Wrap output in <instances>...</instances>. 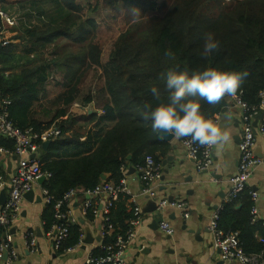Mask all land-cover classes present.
Instances as JSON below:
<instances>
[{"label":"trees","instance_id":"trees-1","mask_svg":"<svg viewBox=\"0 0 264 264\" xmlns=\"http://www.w3.org/2000/svg\"><path fill=\"white\" fill-rule=\"evenodd\" d=\"M95 2H103L123 25L107 54L97 42L96 23L83 20L84 7L79 0H0L1 6L27 4L31 9L27 14L49 19L24 29L18 35L20 46L0 42V91L10 100L8 110L14 125L39 133L53 125L61 130L47 150L42 145L40 148L41 168L52 175L43 184L53 198L42 213L45 235L56 223L54 204L71 189L79 194L93 193L103 183V174L109 176L106 183L117 185L123 178V169L143 168L147 156L159 164V155L166 157L169 153L170 143L159 138L152 131L151 120L143 117L145 103L154 109L169 102L161 73L171 69L186 70L191 75L207 68L246 72L238 93L243 92V101L249 106H258L264 91V0ZM45 3L55 5L54 15L42 10ZM208 32L214 34L220 47L202 58L203 38ZM168 52L171 56L166 55ZM93 72H100L101 85L96 94L85 93L87 79ZM50 82L63 90L56 101L60 106L51 114L38 105ZM153 86L161 93L158 100L151 93ZM94 97L103 111L101 115L89 114L87 110L82 116L71 112L76 101L82 103L79 105L84 110ZM228 97L216 105L198 96L190 99L199 100L201 111L214 118L225 111ZM41 110L49 121L40 117ZM185 139L188 138H178ZM0 149L13 152L15 144L0 136ZM251 191L245 190L226 203L219 210L218 221L219 229L225 233H238L248 255L264 251L259 240L264 234L262 221L251 223L255 204ZM130 206L129 197L121 195L110 207L108 217L115 230L111 237H103L102 247L93 250L94 257L104 255L103 246L131 229L134 214ZM97 209L90 205L84 214L85 221L95 220ZM68 229V237L57 254L82 242L79 222ZM5 236L6 230L0 226V246Z\"/></svg>","mask_w":264,"mask_h":264},{"label":"crops","instance_id":"crops-1","mask_svg":"<svg viewBox=\"0 0 264 264\" xmlns=\"http://www.w3.org/2000/svg\"><path fill=\"white\" fill-rule=\"evenodd\" d=\"M0 9L14 17L16 21L15 26L4 27V33L0 40L3 44L11 43L20 46L21 39H18V35L24 29L49 20L44 16L37 19L34 16L35 13L27 14L31 10L27 4L10 3L5 6L0 5ZM20 51L23 52V48ZM48 84V92L46 89L47 94L42 97L38 105H43L47 109L46 112L51 114L55 112L57 106H60L56 101L63 90L58 86L60 89L56 93L50 94L52 83ZM91 92L96 94V89H92ZM74 104L82 105L80 101H76ZM76 108L71 109V112L78 116L84 115L85 110L89 114L97 112L98 115H101L103 113L95 97L86 109L83 110L82 106ZM226 114L231 116L230 120L224 119ZM44 116L45 112L41 110L40 117ZM63 118L65 120L67 117ZM44 120L49 121V118L44 117ZM218 120L222 126L231 130L232 135L223 149L213 147V165L208 171H198L194 161L189 159L186 148L176 137L172 142H168L171 149L166 157L159 155L160 163H156L160 166L161 177L159 180L148 184L141 177V168L134 169L129 166L123 169L122 179L126 181L128 187L127 196L130 207H138L142 211L141 224L134 227L136 237L125 254L128 264H226L221 260L219 251L214 248L209 225L213 214L229 202L227 196L230 182L236 175L239 165L242 112L232 102L231 97H228V106L223 113L218 115ZM80 121L84 122L83 119ZM90 128L92 125L88 130ZM255 144L254 153L261 163L254 170L249 180V187L255 188V192L259 195L257 202L259 218L264 221V137L257 134ZM37 157H41V152L37 154ZM17 167L18 158L16 156L0 151V175L10 178L15 174ZM131 169L136 171L132 172ZM43 184L38 183L33 190L36 198H41L40 201H29L24 198L21 213L11 226L10 235L17 253V258L12 264H85L88 258L94 254L93 250L102 247L105 236L104 215L109 196L104 193H78L71 199L69 208L72 215L79 223L84 222L82 240L85 237L86 227L95 241L87 246L81 242L72 251L57 254L54 249V236L45 235L43 230L42 213L47 206L41 193ZM6 192L8 194L9 189H6ZM171 197L174 198V202H183L187 205L189 214L187 218L183 211L172 206L148 213L149 202L155 200L160 206L164 200L168 202ZM87 203L98 208L95 211L96 218L91 222L85 221L84 218ZM2 206L0 205V209ZM160 218L171 226L172 235H168L160 229L162 223L159 222ZM28 232L36 235L35 249L27 248L26 234ZM97 238H100V241H97ZM0 264H6V262L1 260Z\"/></svg>","mask_w":264,"mask_h":264},{"label":"built area","instance_id":"built-area-1","mask_svg":"<svg viewBox=\"0 0 264 264\" xmlns=\"http://www.w3.org/2000/svg\"><path fill=\"white\" fill-rule=\"evenodd\" d=\"M15 25V18L0 9V40L4 33V27H13ZM242 96L243 92L241 91L236 97H231L232 102L238 106L242 112V136L239 143V165L236 175L230 182V189L227 196L228 201L236 199L245 190L251 189L249 187V180L254 170L261 163V160L256 158L254 150L256 135L260 134L264 137V91L260 93V104L258 106L247 105L243 101ZM10 104V100L3 97L0 91V136L12 140L15 144L13 152L4 149H0V151L18 158V167L12 177L5 178L0 175V194L6 191V189H9L7 200L0 209V226L4 227L6 230L5 240L0 246V262L2 260V253L8 251L9 256L7 261H5L6 264H12L17 258L10 231L13 222L21 213V206L25 194L33 191L40 179L44 178L45 181H47L52 177L49 172H44L42 170L40 159L37 157V154L40 152L41 145L44 142L54 140L61 134V130L56 125L40 133L34 131L32 128L21 130L14 125L10 118L8 110ZM74 106L78 108L80 105L75 104ZM260 115L262 117L258 121V126L255 128L254 122ZM213 119H218V115ZM181 142L187 150L189 159L193 160L196 164L198 171H208L211 168L213 165V147L205 148L197 143H191L190 138ZM140 173L142 179L148 184L159 180L161 177L160 166L156 164L152 156L146 157L145 165L140 169ZM41 193L44 196L46 204H50L53 198L50 196L49 192L42 187ZM93 193H104L109 196L105 209L103 228L105 235L111 237L115 228L108 217L109 209L121 195H128L129 191L126 181L122 179L117 185L103 181ZM77 194V190L71 189L64 195L62 200L54 204L53 209L56 223L48 234L54 236V249L56 251L60 250L64 240L68 237L69 226L78 223V220L72 215L69 208L71 199ZM251 195L255 203L251 212V223L256 224L262 221V226L264 227V221L259 218V210L257 207L259 195L255 191H251ZM166 206H172L183 211L186 218L189 216L188 207L183 202L169 203V201L167 202V200H164L159 207L165 208ZM89 207L90 203H87L85 211ZM64 208L66 210H64ZM133 214L134 219L130 221L131 229L128 230L126 235H117L113 242L103 246L104 255L100 257H94L92 255L85 264H128L125 260V254L136 237L134 227L139 226L142 220V211L140 208H133ZM218 221L219 210L211 217L209 230L212 233L214 248L219 251L220 258L224 263L264 264V251L259 254H246L241 246L238 233H225L219 229ZM160 229L168 235L173 234V229L166 222L160 224ZM26 238L27 248L35 249L37 245L35 233L28 232ZM259 240L264 244V234ZM73 249L74 248L68 249L65 252H70Z\"/></svg>","mask_w":264,"mask_h":264},{"label":"clouds","instance_id":"clouds-1","mask_svg":"<svg viewBox=\"0 0 264 264\" xmlns=\"http://www.w3.org/2000/svg\"><path fill=\"white\" fill-rule=\"evenodd\" d=\"M220 47V42L211 32L203 38L202 58H207ZM166 55L171 56L168 52ZM247 73L236 71H221L207 68L203 71L168 70L161 73L160 78L166 81L165 91L168 93L167 103H160L154 109L150 104H144L143 117L151 120L152 131L162 138L169 135L176 138H190L191 143H197L205 148L217 147L223 149L231 139V130L222 126L218 119L207 117L201 111L199 100L190 97H200L210 105L220 103L226 96L236 97L241 89ZM153 97L157 100L161 93L155 86L151 88ZM225 120L231 116L226 114Z\"/></svg>","mask_w":264,"mask_h":264},{"label":"rangeland","instance_id":"rangeland-1","mask_svg":"<svg viewBox=\"0 0 264 264\" xmlns=\"http://www.w3.org/2000/svg\"><path fill=\"white\" fill-rule=\"evenodd\" d=\"M79 3L82 4L84 7L82 17L83 20L90 19L96 23L97 31L95 36L97 38V42L103 46L105 54L109 53L110 44L121 33L123 25H121L120 20H117L112 16L110 10L105 4H103V2H100L98 4L95 2V0H90L89 2L85 0H79ZM43 7L44 8L42 10L47 14L54 15L56 13V7L51 3H45L43 4ZM38 21L36 22L39 23ZM60 44L63 45L65 43L60 42ZM100 85V72H93L89 75L87 79L84 91L85 93H90L92 89H97ZM58 89L60 88L52 85L49 93L54 94L58 91Z\"/></svg>","mask_w":264,"mask_h":264},{"label":"water","instance_id":"water-1","mask_svg":"<svg viewBox=\"0 0 264 264\" xmlns=\"http://www.w3.org/2000/svg\"><path fill=\"white\" fill-rule=\"evenodd\" d=\"M225 98H227V96H226ZM261 117H262V116L260 115V116L258 117V119L254 122V127H255V128L258 126V121L261 119ZM158 136H159V138H161L162 140L167 141V142H172V141L175 139V137H174V136H171V135H169V136H167V137H163V138H162L160 135H158ZM51 142H52V140H48L47 142H44V143L42 144V148H43L44 150H47V148L49 147V145L51 144ZM130 158H131V157H129V159H130ZM130 171L135 172L136 170L131 169ZM108 177H109L108 175L103 174V175L101 176V179H102V181H107V180H108ZM44 182H45V179H44V178H42V179L39 180V183H40V184H43ZM252 189H253V191H255V188H252ZM24 198H25L26 200H29V201H34V200H36L37 202L40 201V199H41L40 197H37V198H36L34 191H30V192H28L27 194H25ZM6 200H7V194H6V191H3V192L0 194V205H4L5 202H6ZM168 201H169V203H173V202H174V198L171 197ZM149 204H150V207H149V212H148V213H154V212H156V211L162 210V208H160V207L158 206V203H157V201H155V200L149 202ZM159 222H163V219L160 218V219H159ZM80 224H81V225H84V222L81 221ZM94 241H95V238L92 236V234L90 233L89 229L85 227V237H84V239L82 240L83 245H84V246L91 245V244L94 243ZM97 241H100V238H97ZM8 256H9L8 251H4V252L2 253V261H3V262L7 261Z\"/></svg>","mask_w":264,"mask_h":264}]
</instances>
